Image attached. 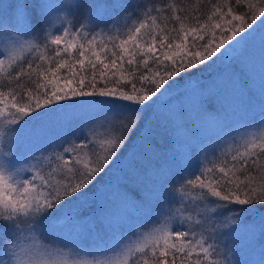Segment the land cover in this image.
Instances as JSON below:
<instances>
[{
    "label": "snow or ice",
    "instance_id": "1",
    "mask_svg": "<svg viewBox=\"0 0 264 264\" xmlns=\"http://www.w3.org/2000/svg\"><path fill=\"white\" fill-rule=\"evenodd\" d=\"M245 5L247 11L237 14ZM53 10L47 0H14L10 16L0 11V57H3L0 58V72L12 68L7 77L8 90H0V118L7 113L10 118L6 122L17 126L12 129L15 132L22 121L26 122L25 118H32V114L39 116L41 111L61 112L77 107L72 103L77 98L98 96L112 99L81 101L78 109L94 114L92 119L81 124L87 127V133L79 142L67 141L68 146L55 153L57 163L54 167L50 163L51 170L46 175L36 170L30 179H17L15 185L9 184L4 176L5 162H0V223L14 221L23 215L30 218L31 228H34L40 220L53 215L51 210H60L87 196L89 188L123 159L126 154L121 156V153L129 148L130 143L143 137L148 145L146 151L158 147L153 136L144 132L145 123L141 127L145 112L153 110L159 97L177 82L173 77L199 65L208 67L221 60L235 44L245 41L250 35L247 30L253 29L258 18H264V0L256 4L249 0H235V6L229 0L213 3L206 23L197 22L186 30L181 22L175 37L165 34L159 39V48L168 49L161 51L162 59L155 55V37L143 45L136 43L137 34L146 28L141 22L129 30L127 39L120 40L116 46L120 52L112 51L110 62H105L106 57L101 56L106 45H102L99 51L93 47L86 49L84 43L77 48L78 38L92 46L96 44L95 36L87 39L89 33H83L81 37V33L72 28H63L62 35L53 33L47 27ZM179 11L174 9V12ZM94 16L92 13L85 19L91 20ZM174 19L181 21L179 15ZM150 20L155 26L156 17H150ZM260 26L264 27V20ZM147 35L152 36V32L148 31ZM173 39L179 42L173 44ZM49 45L55 46L52 49L54 67L45 68L43 62L47 59ZM72 50L78 51V57L70 62L65 56H70ZM25 52L37 53L36 59L41 63L33 67L29 61L26 68L23 64L17 65ZM86 52H90L94 59L86 56ZM138 54L143 59L136 61ZM125 57H128V65L136 63V70L131 73L130 80L122 83ZM150 59L155 70L149 64ZM140 65H143V72L139 71ZM62 70L64 75L60 74ZM110 73L115 78L109 81ZM33 74L36 79H32ZM24 76H28L33 87L25 89ZM97 80L107 83L98 87ZM13 81L15 88L11 87ZM108 83L115 87H109ZM120 101L128 103L120 104ZM65 102H68L67 107ZM108 104L112 107H106ZM3 135L0 130V138ZM260 157H264V137L245 140L244 150L237 149L231 156V163L227 159L213 162L194 178L184 179L181 187L173 191L180 193L182 205L186 199L198 202L195 217L185 207L176 208L154 233L136 244L135 252L142 257L136 264H176L177 254L181 256V264H231L216 258L222 253L209 239L214 238L220 229L228 230L221 235L230 236L234 228L243 223L242 213L264 208V163ZM249 161L258 166L259 177L251 174ZM23 171L24 168L17 169L15 174L19 176ZM185 188L192 191H184ZM134 197L140 203L145 200L140 189L138 197ZM233 204L250 207L237 210ZM77 218L82 219L79 214ZM206 224L208 228L204 227ZM185 227L187 230H181ZM197 227L201 228L200 232L194 230ZM16 228L19 230V225ZM208 231L211 237L204 234ZM5 251L9 259L0 260V264H35L34 257L41 254L35 244H13L11 250ZM128 253L132 254L133 249L129 248ZM117 264H130V255H125Z\"/></svg>",
    "mask_w": 264,
    "mask_h": 264
},
{
    "label": "trees",
    "instance_id": "2",
    "mask_svg": "<svg viewBox=\"0 0 264 264\" xmlns=\"http://www.w3.org/2000/svg\"><path fill=\"white\" fill-rule=\"evenodd\" d=\"M47 2L55 7L51 13V23L47 26L53 33L62 35L63 28H72L73 31L80 32L81 37L83 33H89L87 39H92V37L95 36L96 44L92 46H89L85 40L78 38L76 41L77 48H79L80 43H84L86 49L93 47L99 51L102 45H106L105 51L101 52V56L106 57L105 62H110L112 59L111 52H120V49L116 47L120 40L127 39L129 30L139 26L141 22L146 24V28L142 29L140 34H137L136 43L143 45L146 41L155 37L157 39V51L155 55L162 59L160 55L161 51L168 50L166 48H159L158 42L163 35L167 34L170 38L175 37L176 33L179 31V24L181 22L184 23L186 30L195 26L197 22L201 24L206 23L207 16L211 14L210 10L212 4L222 3L223 0H47ZM249 2L256 4L259 0H249ZM229 3L235 6V0H229ZM76 4H78L79 7H73ZM13 6L14 0H0V11L6 16L12 14L11 9ZM155 9H161V11L157 12ZM174 9H180V11L177 13L174 12ZM244 11H247L246 5L242 10L238 11L237 14H242ZM92 13L95 14L94 19H85L86 16ZM175 15H179L181 21H176L174 19ZM57 17H60V19H57ZM150 17H156L155 26L151 23ZM165 17H167V19H165ZM197 18L199 19L197 20ZM258 20L259 18L255 23L258 22ZM57 29H61V31L57 32ZM162 29H166L167 31H161ZM148 31L152 32V36L147 35ZM238 38L239 37H237V39ZM69 39H71V37H69ZM260 40L261 41H255L252 46L238 52L235 55V60L231 62L232 64H230L229 67H223L222 58L208 67L199 65L195 69H189L185 73L173 77V80L177 82L161 95L164 96L165 102L179 100L181 91L189 88H198L203 95L201 101L203 103V111L209 115V120L212 121V129L215 130L214 125H216V129L219 127L221 124L219 119L221 118L222 110L225 111L226 109L223 102L227 101L221 99V96L225 98L227 94V92L224 93L223 91L224 80L228 75L236 74L240 79L241 89L238 91V88L234 86V89H236V93L234 94L238 95L235 96L234 102L239 104L240 112L249 110V114H247L248 117L246 113H243L246 118L239 121H230V123H226V125H223L220 129L214 132L212 131V136L207 135L200 141H193L192 138L190 143H184L182 142L183 140L181 141L179 138L172 137L171 133L173 129L170 127L163 131H155L154 134L148 132L147 134L153 136L158 147H154L151 151H146L148 145L145 144L143 137L140 140H135L133 143H130L129 148H126L124 152L121 153V156L126 154L123 159L119 161L108 174L102 176L91 188H89L88 195L82 197L79 201H74L60 210H51L53 215L40 220L39 224L34 228H31L29 217L23 215L19 216L14 221L0 223V260H5L6 257L8 260L9 255L6 254L5 250H9L13 244L24 243L31 234L36 235L41 243L51 249L53 253H55L56 251L54 250L58 248L71 252H74L73 250L92 252L102 250L100 248L107 247L108 245L112 247L125 237L136 238L143 236L141 234L131 236L130 229L144 232L162 223L164 224L176 208L182 207L180 193L173 191V189H179L184 179L190 177L194 178L195 175L200 174L203 168L211 167L213 162L227 159L231 163V156L235 154L236 150H244L245 140L264 137L260 133L262 132L261 127L264 123V95H260L262 88L259 89L256 85L252 87L249 86L250 81H252L250 79L252 78L247 71L245 72V66H241L240 72H238L239 69H236V64L238 62L244 63L248 60L250 61L249 64L255 63V61L258 64L260 63L259 65L264 70L260 62V57L264 50H261L264 46V39ZM177 42L179 41L172 40L173 44ZM258 42L263 46L258 45ZM165 43H167V41H165ZM54 48V45H49L48 47L46 53L47 59L43 62L45 68L49 65L54 67L55 57L52 51ZM129 49L131 51V45ZM41 51H43L42 46ZM36 55L37 53L35 52L22 53L21 59L17 61V65L23 64L26 68L27 63L31 61L33 67H36L41 63L36 59ZM86 56L94 59V57H91L90 52H86ZM77 57L78 51L72 50L70 56H65V59H69L71 62ZM127 58L128 57H125L124 61L125 71L124 76L121 77L122 83L126 82V80H130L132 78L131 73L136 70V63L128 65L126 62ZM135 59L139 61L143 59V56L138 54ZM149 64L152 66L153 70H155V65L152 64L151 59L149 60ZM13 67H16V65H13ZM87 67L86 64L85 68ZM139 71H144L143 65H140ZM8 72H12V68H7L5 72H0V90H8ZM206 73L207 75H205ZM60 74L64 75L65 71L62 70ZM136 74L138 75L139 72H136ZM13 75H15L14 72ZM119 75L120 74L117 73V76ZM204 77H207L206 80ZM36 78L35 74H33L32 79ZM114 78L115 77L110 73L108 78L109 81ZM89 79H91L90 74ZM196 80L200 81L196 82ZM22 83L25 85V89L33 87L28 76L23 77ZM105 83H107V81L97 80L98 87H103ZM206 85L213 89L210 92L215 90L214 99L212 100L210 93H204L203 91ZM108 86L115 87L112 83H108ZM11 87L15 88V81L12 82ZM165 87H167V85H165ZM219 98L222 102H218L220 101ZM89 99L103 101L111 100L112 98L98 96L92 98H77L72 102L77 107L61 112L41 111L39 116L32 114V118H25L26 122L22 121L18 130L15 132H13L12 129L17 126L7 124L6 121L10 117L6 113L4 118H0V130L4 133L3 137L0 138V147L4 146V144L1 143H4L5 140L7 145H16L20 139H23L24 143L29 139H31L30 141L36 140L35 138L40 134L39 129L43 130V126L41 125L42 122L46 121L48 123L50 120L55 123L60 122L61 119L67 117L65 115L66 113L79 110L78 105L81 101L86 102ZM158 100L153 110L149 109L153 112V115L157 113L155 108L163 105L161 104L162 101L160 102V99ZM211 102H213V105ZM67 103L68 102H65L66 107ZM118 103L126 104L128 102L120 101ZM147 113L148 111L145 112L144 118H146ZM226 113L229 114V112ZM236 117L238 118V116H235L234 119H236ZM188 120L187 116H185L183 123L192 130V122L188 126ZM142 123L143 121L141 122V127ZM34 129H36L37 133ZM86 132L87 131H85V133ZM242 132H247L248 138L246 137L245 140H242V135H245L242 134ZM186 133L189 132L187 131ZM224 137L234 138L235 142L232 146L224 147L220 151L219 148L208 150L212 138L218 140ZM63 140L65 142L71 141L69 137H65ZM24 143L17 147L14 152L21 153L20 149L22 146L24 147ZM39 146L42 148L43 144L41 143ZM62 151V148L61 150L60 148L57 150V152ZM133 154L138 156L139 160H133L127 156H132ZM32 157L36 165L35 170H32L31 166L25 165L24 171L25 174L29 173L27 174L29 179L35 174L36 170L46 175L51 170L50 163L51 167H54L57 163L53 161L55 159H52V156H50L46 162L40 157L36 158V154ZM150 157H152L151 161H156V167L163 169L165 177L161 178L148 193L146 189H140L144 197L147 196L150 201L147 202L145 199L147 207H144L140 202L136 201L134 197H138L139 194V189L137 190L135 186V179L137 173L142 174L144 169L147 170V168H145L146 166L142 164L141 159L148 162ZM12 161L16 162V159L14 158ZM260 161L264 163V157H260ZM165 167L168 168V170H166ZM42 168L44 169L43 172ZM249 168L252 175L259 177L260 172L258 171V166H253L251 161H249ZM171 169L173 172L169 173ZM180 172L183 174L182 177L179 176ZM121 175H123L121 182L126 181V183L121 185L118 189H112L121 179ZM184 191L192 190L185 188ZM195 194L196 192L193 191V195ZM100 197L103 199L102 202L100 201ZM197 203L198 202L186 199L183 207L186 206L187 208H185L187 211L192 212L195 217ZM232 207L239 210L250 206L233 204ZM111 212L117 214V216L121 218L119 219L121 222L116 225L114 223L112 227L107 230V221H105V217ZM78 214L82 219L77 218ZM262 217H264V208L246 211L242 213L241 219L243 223H241L239 227L234 228L230 236L221 235V232L227 233L228 230L220 229V232L216 233L214 238L209 239L210 243L215 242L218 245V250L222 253V255L216 258L230 261L231 264H238V262L239 264H264V242H262L263 249L261 251H256V245H245L244 234L242 233L245 229L264 223ZM16 225H19V230L16 228ZM176 226L179 227L178 225ZM204 227L208 228L209 225L206 224ZM181 230H187V228L185 227ZM194 230L200 232L201 228L197 227ZM235 232L238 233V237L241 238L240 244L232 243L231 237ZM100 234L102 240L98 241L97 238ZM204 234L209 237L212 235L210 231ZM71 237H75L76 241L73 243L69 242ZM119 246L121 245L117 247ZM137 253L138 252L133 251L131 254L130 264H136L137 261L141 260V254ZM171 259L172 256L170 254L169 260L171 261ZM193 259H195L194 256ZM176 264H181L180 254L176 256Z\"/></svg>",
    "mask_w": 264,
    "mask_h": 264
},
{
    "label": "rangeland",
    "instance_id": "3",
    "mask_svg": "<svg viewBox=\"0 0 264 264\" xmlns=\"http://www.w3.org/2000/svg\"><path fill=\"white\" fill-rule=\"evenodd\" d=\"M55 9V7H53ZM261 20H264V18H259L258 22H256L253 25V29H249L248 32L250 35L245 39V41H241L237 44H235L232 48L228 50V52L225 54L222 60L223 67H229L231 62L235 60V55L244 50L247 47L252 46L255 41H261L260 39H264V27H261ZM254 30V31H253ZM253 31V32H252ZM252 32V33H251ZM239 39V38H238ZM259 43V42H258ZM263 46L262 44H258ZM264 49V46L261 50ZM250 61H246L244 63H237L236 69L240 72L241 66H245L246 70L251 76L252 81H250L249 86L252 87L256 85L260 91V95H264V70L263 68L255 61V63L249 64ZM260 62L262 63V66L264 67V50L262 53V56L260 57ZM207 75V73L205 74ZM204 75V76H205ZM235 75V76H234ZM234 75H228L227 78L224 80L223 85V91L224 93L227 92L225 98H222V100H226L227 102H223L225 105V111L222 110L221 118L219 119L221 124L216 129V125H214L215 130L212 129V121L209 120V115L206 114L202 107V99L203 95L202 92L198 90V88L195 89H186L181 91L179 100H171L165 102L164 96H160V102L163 104L161 107L155 108L156 114L153 115V112L151 110H148V113L146 114V118H143L142 127L145 123L144 132L148 133L150 132L149 129H151L152 134L155 133V131H163L167 129L168 127L172 128V137L179 138L184 143H190L191 139L193 138V141H200L207 135H213L211 133L212 131H216L220 129L223 125H226V123H230L234 121H239L241 119L246 118L243 113H248L247 111H239V104L237 102H234L235 96H238L236 93V89H234V86L238 88V91L241 89V82L239 77ZM205 78V77H204ZM207 78V77H206ZM205 78V80H206ZM200 80H196V82H199ZM208 85V84H207ZM204 87V93H210L211 100L214 99V91L209 86ZM204 86V85H203ZM220 99V98H219ZM220 101L218 102H222ZM159 100H157L158 102ZM156 102V103H157ZM213 105V102H211ZM207 105V104H206ZM106 107H112L111 104L106 105ZM226 112H229L226 113ZM67 117L61 119L60 122H53L52 120L42 122L41 125L43 126V130H40V134L37 139L34 141H30L31 139L27 140L25 143L23 142V139H20L18 141V144L12 145L6 144V140L4 143V146L0 147V162H5V170H4V176L5 180L9 184L15 185V181L17 179H29V176L24 173H20L19 176H17L16 170L20 168L25 169V165L31 166L32 170H35L36 165L35 162L32 160V156L36 154V158L40 157L45 160V162L52 156V159H55V153H57V150L60 148L63 149V147H67L68 144L63 140L65 137H69L70 140H76L79 142L80 140L84 139L87 131V127L81 125L86 120H90L93 118L94 114L81 111V110H73L69 113L65 114ZM187 116L188 120V126L192 122V130H190L188 127H186L183 123L184 117ZM235 116H238V118ZM248 117V115H247ZM228 118V119H227ZM62 128V129H61ZM262 132L261 135L264 136V123L262 124ZM36 132V129H34ZM189 133H186V132ZM59 132V133H58ZM218 132V131H217ZM37 133V132H36ZM252 133V132H250ZM242 140H245L247 136V132H242ZM235 142L234 138H221V139H211V145L208 146V150H215L216 148H219V151L224 147H230ZM20 149L21 153L14 152L17 147L23 145ZM43 144V147L40 148V144ZM39 147V149H38ZM35 153V154H33ZM16 156V157H14ZM31 156V157H30ZM129 158H132L133 160H139V157L136 155H127ZM16 159V162H13V159ZM51 159V160H52ZM141 159V158H140ZM152 157H150L149 161L146 162L145 160L141 159L142 164L146 166L143 170V173H137L136 179H135V186L139 189H146V192H150L153 187L160 181L161 178L165 177V172L163 169H159L156 167V161H151ZM57 162L56 160H53ZM151 161V162H150ZM45 164V163H44ZM166 170L168 168L165 167ZM42 168V172H43ZM173 172V170H169V173ZM27 176V177H26ZM179 176L182 177L183 174L180 172ZM123 179V175H121V179L114 185L112 189H118L121 187V185H124L125 182H121ZM138 190V189H137ZM139 191V190H138ZM145 199L147 202L149 201V198L145 196ZM145 202L141 203L142 206L147 207V203ZM100 201L102 202L103 199L100 197ZM183 207V205H182ZM186 207V206H185ZM187 208V207H186ZM197 210V209H196ZM195 210V212H196ZM107 221V230L112 227V225L115 223L119 224L121 222L120 217L117 216L115 213H108L106 215ZM30 219V218H29ZM29 221V220H28ZM163 224V223H162ZM161 224V225H162ZM161 225H158L152 229H148L144 232H139L136 229H130L131 236H135L136 234H141L143 236L140 237H125L120 242L115 244L114 246L108 245L107 247H102L97 251H81V250H73L74 252H71L69 250L65 249H56L55 253L47 246L43 245L39 238L31 234L29 235V238L26 239L24 243H20L23 245H31L35 244L39 252L41 254L36 255L34 257L35 264H117L118 260H121L124 258L125 255H129L128 249L131 248L133 251H135V246L138 242L143 240L144 237L150 236L152 233L155 232V229L160 227ZM242 229V228H241ZM240 229V230H241ZM240 232V231H239ZM244 234V242L246 246H255L256 245V251H261L263 249L262 242H264V223L253 226L251 228L245 229L242 231ZM239 234L235 232L234 235H232V241H235V244L241 243V238L238 237ZM66 239V238H64ZM63 239V241H64ZM98 241L102 240V236L97 238ZM76 241L75 237H71L69 239V242L73 243ZM234 244V242H232ZM118 245H121L117 247ZM12 245L9 250H11ZM18 250V249H17ZM80 251V252H79ZM139 254V253H137ZM131 256V254H130ZM7 260V257L6 259Z\"/></svg>",
    "mask_w": 264,
    "mask_h": 264
}]
</instances>
